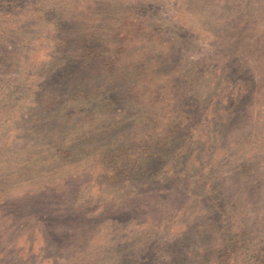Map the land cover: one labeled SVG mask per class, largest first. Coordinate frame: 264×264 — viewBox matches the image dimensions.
Wrapping results in <instances>:
<instances>
[{
    "label": "rangeland",
    "instance_id": "obj_1",
    "mask_svg": "<svg viewBox=\"0 0 264 264\" xmlns=\"http://www.w3.org/2000/svg\"><path fill=\"white\" fill-rule=\"evenodd\" d=\"M0 264H264V0H0Z\"/></svg>",
    "mask_w": 264,
    "mask_h": 264
},
{
    "label": "trees",
    "instance_id": "obj_2",
    "mask_svg": "<svg viewBox=\"0 0 264 264\" xmlns=\"http://www.w3.org/2000/svg\"><path fill=\"white\" fill-rule=\"evenodd\" d=\"M94 34L93 33H91V32H87V30H86V36L87 37H92ZM83 45V44H82ZM83 52H85V54H87L88 55V53H89V55L88 56H86V57H84V55H83ZM83 52H82V55L79 53L78 54V56H79V60H80V62L83 64V66H82V68L83 69H69L68 70V73H67V78L68 77H71V78H76V84H75V86H74V88L75 89H81V91H80V93L83 91L82 89H83V87H82V85H81V78H82V75H87V74H89V72H92V73H94V74H96V73H98L99 72V70L97 69L98 68V66L97 67H93L92 65H91V59L90 58H92L93 56H92V53L90 54V52L88 51V48L86 49H84L83 50ZM88 52V53H87ZM75 57H76V53H75V55H74ZM77 56V57H78ZM75 59V58H74ZM78 59H76L77 61H74L73 60V65H75V64H77L78 63ZM92 68H95V69H92ZM92 73H91V75H92ZM93 74V75H94ZM90 75V74H89ZM92 75V76H93ZM99 75V73L98 74H96V75H94V76H98ZM93 76V77H94ZM63 79H65L66 78V76H64V77H62ZM92 77H90L89 79H91ZM89 85V84H88ZM101 95L102 94H99V95H96L97 97L99 96V97H101ZM103 99H105V101L104 100H101L100 102H99V104H100V106H101V109L103 108V110H106V112L107 113H109L110 112V108H111V106L112 105H110V104H112V103H110L109 102V104H105V102H106V100H108V98H103ZM98 104V105H99ZM109 105H110V107H109ZM109 107V108H108ZM182 119H183V122H186V120H185V118L182 116ZM146 149H144L145 150V152H147V147L146 146H144Z\"/></svg>",
    "mask_w": 264,
    "mask_h": 264
}]
</instances>
